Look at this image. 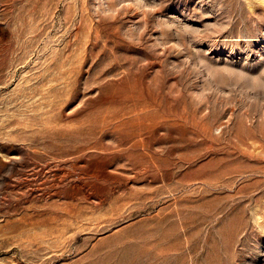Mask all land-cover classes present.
<instances>
[{"label":"rangeland","instance_id":"obj_1","mask_svg":"<svg viewBox=\"0 0 264 264\" xmlns=\"http://www.w3.org/2000/svg\"><path fill=\"white\" fill-rule=\"evenodd\" d=\"M0 264H264V0H0Z\"/></svg>","mask_w":264,"mask_h":264},{"label":"bare ground","instance_id":"obj_2","mask_svg":"<svg viewBox=\"0 0 264 264\" xmlns=\"http://www.w3.org/2000/svg\"><path fill=\"white\" fill-rule=\"evenodd\" d=\"M141 113H142V112H141ZM116 122H117V121H116ZM98 138H99V137H98ZM133 141H134V140H133ZM135 141H136V140H135ZM135 141H134V143L137 142V141H136V142H135ZM148 141H149V140H148ZM138 142H139V141H138ZM138 142H137V143H138ZM148 143H149V142H148ZM130 144H131V143H130ZM115 145H116V144H115ZM129 146H130V145H128V147H129ZM137 148H138V147H137ZM129 150H130V152L133 151V150H136V146H135V145H134V146H131V147L128 149V151H129ZM137 151H138V150H137ZM125 153H127V152H125ZM128 153H129V152H128ZM122 154H123V153H122ZM129 154H130V153H129ZM131 154H132V153H131ZM131 154H130V155H131ZM130 155H129V156H130ZM132 155H133V154H132ZM132 155H131V158L133 159V156H136V155H133V156H132ZM139 157H140V155H139ZM139 157L136 156V158H135V157H134V158H135V160H137V158H139ZM129 158H130V157H129ZM142 159H143V157L141 156V161H142ZM135 160L133 159V160H132V161H133L132 163H134ZM130 161H131V160H130ZM139 161H140V160H139ZM104 163H105V162H104ZM138 163H139V162H138ZM136 166H137V165H136ZM144 166H145V165H144ZM144 166H143V167H144ZM137 167H138V166H137ZM137 167H135V169H136ZM141 168H142V166H141ZM145 168H146V166H145ZM137 169H138V168H137ZM146 170H147V168H146ZM146 170H145V171H146ZM143 171H144V170H143ZM138 172L140 173V171H138ZM141 172H142V171H141ZM138 175H141V174H137V176H138ZM128 179H129V178H128ZM96 183H97V182H96Z\"/></svg>","mask_w":264,"mask_h":264}]
</instances>
